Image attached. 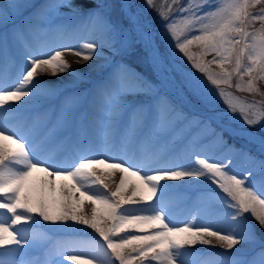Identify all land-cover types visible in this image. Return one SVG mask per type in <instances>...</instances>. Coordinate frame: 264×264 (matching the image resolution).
<instances>
[{
	"label": "snow or ice",
	"instance_id": "6c2138e0",
	"mask_svg": "<svg viewBox=\"0 0 264 264\" xmlns=\"http://www.w3.org/2000/svg\"><path fill=\"white\" fill-rule=\"evenodd\" d=\"M89 2L93 7L85 10L74 0H0V62L5 66L13 47L27 34L67 29L58 17L71 16L89 34L82 44L84 51L57 48L49 55H36L25 49L20 54L26 63L16 79L11 84L6 75L0 80V116L25 105L55 103V111L45 114V122L54 119L52 131L39 143L32 139L39 117L19 131L5 128L0 121V210L11 216L9 223H0V249L31 247L30 239L16 229L37 223L34 217H39L44 223H75L94 230L106 245L111 264H179V254L186 247L211 245L212 239L228 252L226 264H264V107L253 118L249 108L234 101L222 87H232L236 78V88L243 81L247 91L256 92V82L264 80V30H247L254 20L264 23V10L249 12L264 0H231L217 10H212L210 0L207 9L193 8L191 0H171V5L163 6L167 11L156 0H143L161 21L163 49L135 0ZM188 14L192 19L185 20V29L178 28L175 21ZM185 30H195V34L187 35ZM192 46L199 47L200 53L193 54ZM65 52L80 58L84 62L80 68L86 71L73 70L64 60ZM177 53L200 76L177 63ZM206 56L213 59L205 60ZM214 65L219 72L212 70ZM64 75L74 77L68 85L73 89L81 81L87 87L65 95L63 82H43L45 77L51 81ZM201 76L214 86L227 114L239 116V127L221 124L222 114H213V93ZM85 98V111L92 114L93 125L103 129L106 139L120 130L125 146L139 147L138 157L108 162L107 157L85 156L61 167L53 154L43 155L53 141L52 133L64 135V140L73 133L82 134ZM193 129L210 136L227 153L251 162L252 170L237 175L230 171L234 163L230 157L210 162L198 156L195 171L154 167L159 153L150 148L159 146L163 151ZM100 165L112 171H98ZM116 172L118 184L113 178ZM204 178L230 198L223 202L235 214L228 217L226 228L175 224L163 210L153 208L162 182ZM85 201L92 205L90 214L84 211ZM141 205L151 210H130ZM245 246L250 255L232 260ZM61 260L101 264L75 252L61 253Z\"/></svg>",
	"mask_w": 264,
	"mask_h": 264
},
{
	"label": "rangeland",
	"instance_id": "374dc122",
	"mask_svg": "<svg viewBox=\"0 0 264 264\" xmlns=\"http://www.w3.org/2000/svg\"><path fill=\"white\" fill-rule=\"evenodd\" d=\"M42 2V0H41ZM76 4L82 5L87 10L92 8L93 5L89 0H74ZM136 7L140 11V15L147 20L152 29L157 33V39L164 48L163 38L160 33L163 31L161 21L156 15L155 11H151L143 5V0H135ZM171 0H156L158 7L164 8V5H169ZM231 0H210L212 10H217L226 6ZM193 8L203 7L207 9L209 7V0H191ZM264 10V4L257 5L249 9L250 13H259ZM175 12V7L172 8ZM58 21L65 25H68L67 29L58 32H48L44 30L37 31L35 33H29L26 35L21 43L15 45L12 50V54L5 66L0 62V80L7 76L8 84H11L13 80L19 75L20 68L26 63L24 57L20 54L25 49L30 50L36 55H49L53 50L57 48H76L82 49V44L89 38L88 31L78 27V21L73 19L69 15H65L57 18ZM192 19L191 14L184 17V20L177 19L176 25L180 29H185V20ZM197 29L200 25L197 23ZM247 30L252 32H260L264 30V23L259 20L252 21ZM187 35L195 34V30H185ZM190 50L193 54H199L201 49L197 46H192ZM176 62L179 63L186 71H190L193 75L200 76L199 73L191 69L185 62L181 54H176ZM212 56H206L205 60H212ZM64 60L70 65L73 70L86 71V68H80L84 62L80 58L73 55L71 52H65ZM226 67L231 68L232 65ZM213 71L219 72L220 69L215 65L212 68ZM204 80L206 87L213 93V100L215 108H225L221 98L215 96L216 89L210 85L204 77H200ZM74 77L71 75H64L63 77L52 79L43 78V82L48 83H64V94H71L74 90L83 91L87 87V83L81 81L76 85L75 89L68 86L73 81ZM247 77H245V81ZM238 81L233 79V86L222 85L224 90L228 92L234 101L249 108V114L255 115V113L264 106V80H258L255 87H259L258 96H251L252 92L245 91L246 85L243 81H240L241 88L237 89L235 84ZM240 93V94H238ZM87 98L82 101L81 111H84L83 120V132L82 134L73 133L68 139L64 140V135L58 133H52L53 141L47 144L43 155L47 156L53 154V158L59 162V166L68 167L72 163L81 157H100L108 158V162H112L116 159H128L130 157H138L140 154L139 147L136 148L125 146L120 138V130L114 133L110 138L106 139L104 131L101 127L94 126L92 123V114L85 111L87 108ZM23 105V102H20ZM16 107L15 104L11 105ZM221 107V108H219ZM52 110L55 111V103L50 101H44L41 105H25L21 107L20 111L7 113L0 116V121L3 122V126L12 131L21 130L26 123L34 124L37 122V118H40L38 130L32 137L33 141L39 143L44 140L51 131L54 124V119L51 122H45V114ZM253 110V111H251ZM122 119H127L123 117ZM221 124L230 125L231 127H239L241 121L235 117L221 116ZM183 127V125H181ZM23 134V133H21ZM63 141V143H62ZM215 148V149H214ZM223 146L213 140L210 136L200 133L197 134L193 129L189 133L177 138L172 145L165 148L163 151L159 150V146L150 148L153 153H159V163L154 167H184L185 170L195 171L199 165L196 163L197 156L199 158H207L212 161H223L226 158H231L233 161L239 160V156L235 157L232 154L224 151ZM224 151L223 155L219 157ZM255 151V149H253ZM218 152V153H217ZM215 153V154H214ZM258 154V153H257ZM230 155V156H229ZM229 156V157H228ZM243 163H249L247 160H243ZM245 164L234 169L231 167L230 171L237 175H243L247 172L243 168ZM233 166V165H232ZM253 166L249 169L252 170ZM248 170V171H249ZM98 171L104 173L111 172V169H105L103 165L98 166ZM39 175V174H37ZM256 175H260L256 172ZM118 184L119 173L116 172L113 177ZM111 183V181H109ZM115 187V185H113ZM200 189V190H199ZM98 190V189H93ZM226 194L221 192L216 185H213L207 178L201 180L188 179L181 181H167L162 182L159 193L155 198L154 209H161L169 216V219L175 224L185 223H204L212 224L214 227L226 228L228 224V217L235 214L234 210L229 209L223 202L228 200ZM92 205L90 202L85 201L84 211L90 214ZM131 211L145 212L151 209L147 205H141L140 208L130 209ZM37 221L35 224L19 225L17 231L30 239L32 246L25 245L23 249H0V264H5L6 261H17L18 264H54L55 261H60V264H72V262H65L61 260V253L75 252L83 257H94L100 261L101 264H111L112 258L110 254L106 255V245L102 238L99 237L92 229H87L81 225L70 223L64 224H51L44 223L39 217H34ZM11 220L10 214L0 210V223H9ZM250 223V222H249ZM199 226V225H197ZM123 235V234H122ZM240 248L241 246H236ZM223 249L226 253H221ZM214 250H219L215 252ZM7 252H11L12 255H7ZM235 252V249H233ZM250 250L245 246L243 250L236 256H232V260L240 261L246 259ZM229 257L226 249L221 247L220 242L212 239L211 245H197L195 248L186 247L183 252L179 254V264H226V259ZM114 264H119L115 261Z\"/></svg>",
	"mask_w": 264,
	"mask_h": 264
}]
</instances>
